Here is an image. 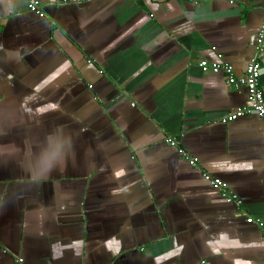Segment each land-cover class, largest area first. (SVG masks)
<instances>
[{"label":"crops","instance_id":"0c3cea01","mask_svg":"<svg viewBox=\"0 0 264 264\" xmlns=\"http://www.w3.org/2000/svg\"><path fill=\"white\" fill-rule=\"evenodd\" d=\"M263 13L264 0H0V264H264L246 221H264V119L227 120L246 88L198 66L243 76ZM261 63L264 93V50Z\"/></svg>","mask_w":264,"mask_h":264},{"label":"built area","instance_id":"2783aa9c","mask_svg":"<svg viewBox=\"0 0 264 264\" xmlns=\"http://www.w3.org/2000/svg\"><path fill=\"white\" fill-rule=\"evenodd\" d=\"M67 1V0H65ZM84 0H73V2H81ZM28 9L31 11H34L35 13L41 14V9L36 5L34 2H28L27 4ZM256 54L251 57L249 62L246 65L244 75L241 77H236L235 73L233 71V67L228 63L223 62H208L205 59H201L198 61V66L203 72H219L222 71L228 83L233 85H240L244 86L246 88L247 93V100L248 104L246 106H242L231 112L229 115H227V120H232L238 116H241L246 113H254L258 117L264 119V93L262 88L259 84V78L261 76L262 72V63H261V55L262 51L264 50V13L260 22V27L256 35ZM166 142H168L170 145H176V141L174 137H166ZM178 151L181 153L183 152L182 149H178ZM186 158L188 159V162L192 166H197L198 164V158L197 157H191L188 154L186 155ZM203 177L209 181V183L214 188H222L223 184L222 181L217 178L213 177L209 173L204 172ZM223 195H226L223 193ZM227 199L229 201H232L235 199L234 195H227ZM247 222L255 223L260 228L263 229L264 233V221L258 218L253 217H247ZM15 264H24V260L22 257L16 258Z\"/></svg>","mask_w":264,"mask_h":264}]
</instances>
